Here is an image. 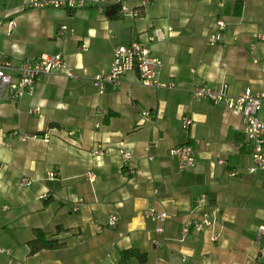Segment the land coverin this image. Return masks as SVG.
Listing matches in <instances>:
<instances>
[{"label": "crops", "instance_id": "1", "mask_svg": "<svg viewBox=\"0 0 264 264\" xmlns=\"http://www.w3.org/2000/svg\"><path fill=\"white\" fill-rule=\"evenodd\" d=\"M151 1L127 0L140 11L130 16L118 13L116 0H103L104 10L0 0V50L15 77L22 61L56 51L76 75L40 74L33 94L0 98V264H117L127 248L147 256L129 264H264L258 257L264 170H247L242 116L190 93L195 84L223 82L231 94L246 87L264 91V38L256 36L264 35V0ZM112 5L110 18L105 8ZM219 19L221 37L209 44ZM61 24L73 32L57 39ZM156 28L160 37L148 41ZM137 39L161 58L157 79L174 86H145L133 68L98 92L92 75L108 71L115 45ZM145 109L151 120L143 118ZM183 115L192 118L188 127ZM259 117L264 120V101ZM12 128L42 130L49 140L20 141L8 136ZM99 143L104 152L94 154ZM180 143L196 156L184 170L169 152ZM119 148L131 157L123 161ZM21 173L33 178L30 185L18 184ZM76 198L83 201L74 211ZM149 206L167 212L162 232L143 214ZM213 207V225L179 238L189 218ZM111 213L118 217L114 226L106 224ZM33 228L65 245L29 254Z\"/></svg>", "mask_w": 264, "mask_h": 264}, {"label": "built area", "instance_id": "2", "mask_svg": "<svg viewBox=\"0 0 264 264\" xmlns=\"http://www.w3.org/2000/svg\"><path fill=\"white\" fill-rule=\"evenodd\" d=\"M103 0H26L28 7H64L68 9H76L79 7L94 5L100 10H104L101 4ZM127 0H116L118 13L130 16H136L140 13L139 7H130ZM151 0H139L137 6H145L150 4ZM218 3H222L219 0ZM14 24V20L7 21V28L10 30ZM218 31L208 35L207 42L214 44L220 37V31L224 28V21L217 20ZM73 27L61 24L58 26L55 37L61 39L67 33H72ZM259 38H264L262 34H256ZM160 34L156 28L154 32L148 36V41L159 38ZM85 48V44L83 46ZM162 61L159 56L152 54L149 50L147 42L143 40H133L127 44H118L112 48V60L110 67L105 73H96L92 75V83L98 92H104L108 87L115 86L120 82L122 74L133 68L139 73L140 83L145 86H163L173 87L174 83L159 81L156 77L158 67ZM61 72L69 77H75L72 68L66 63L61 52H41L34 61L24 60L17 69V77H15V69H12L9 60L0 50V98L6 93L9 96L33 94L35 92V83L40 74H51ZM191 96L195 99L205 98L214 104H224L234 112L241 114L243 119L244 138L250 148L251 164L248 171L255 172L264 170V120L259 117V110L264 101V91L261 89H252L246 87L236 94H231L227 89V84L223 82L219 86H208L203 84H195L190 89ZM37 106L34 108L36 109ZM145 120H151L149 110L145 109L141 112ZM192 122V118L188 115L182 116V126L188 127ZM9 137H16L20 141L29 139L49 140V136L42 130L29 131L18 128L11 129L8 132ZM10 146V143H6ZM94 154L104 152L103 146L99 143L92 150ZM170 154L176 159L177 167L180 170L195 165L196 156L193 147L188 143H180L170 148ZM119 153L123 161L128 160L132 153L126 148H119ZM132 172V169L128 170ZM232 171L231 174H234ZM55 175L53 170L47 172V177L52 178ZM89 179L91 176L88 174ZM33 178L26 173H21L18 184L28 186ZM156 191V190H155ZM46 193L42 192L39 196L46 197ZM204 199V197L202 198ZM82 198L73 200L72 210L76 211L82 204ZM217 208L213 207L211 211L202 212L199 216L189 218L180 228L179 238L183 240L190 229L196 231L205 229L213 225L216 221ZM143 214L155 220L156 230L162 232L164 229V220L167 217L165 210H158L152 206L144 209ZM117 215L111 213L108 215L106 224L114 226L117 222ZM264 230V225L259 226V231ZM217 235H212L216 238ZM258 257L264 259V246L259 247ZM230 264H236L231 262Z\"/></svg>", "mask_w": 264, "mask_h": 264}, {"label": "trees", "instance_id": "3", "mask_svg": "<svg viewBox=\"0 0 264 264\" xmlns=\"http://www.w3.org/2000/svg\"><path fill=\"white\" fill-rule=\"evenodd\" d=\"M116 5L105 8V14L112 18L116 15ZM240 13V4L238 3L235 8V14ZM33 236L27 241L28 252L33 254L42 249H55L63 247L65 244L56 239H48L40 228L32 229ZM133 257L138 258L139 261L143 262L147 256L144 252L139 251L136 248H127L121 251L120 258L117 264H129V260Z\"/></svg>", "mask_w": 264, "mask_h": 264}, {"label": "bare ground", "instance_id": "4", "mask_svg": "<svg viewBox=\"0 0 264 264\" xmlns=\"http://www.w3.org/2000/svg\"><path fill=\"white\" fill-rule=\"evenodd\" d=\"M104 73V72H103ZM13 129V128H12ZM105 147V146H104Z\"/></svg>", "mask_w": 264, "mask_h": 264}]
</instances>
